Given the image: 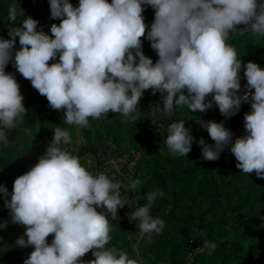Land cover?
<instances>
[{"label":"clouds","instance_id":"9594fccd","mask_svg":"<svg viewBox=\"0 0 264 264\" xmlns=\"http://www.w3.org/2000/svg\"><path fill=\"white\" fill-rule=\"evenodd\" d=\"M144 5L155 10L146 36ZM49 6L50 18L60 20L51 24V36L37 30L38 21L27 16L20 26L9 27L8 39L0 37V145L8 142L6 130L15 129L27 114L20 85L5 70L14 61L17 72L53 109H64L68 125L88 127L89 117L106 118L110 112L120 113L122 122L136 121L138 102L147 89L162 94L163 108L155 109L168 114L185 106L204 112L215 103L227 118L251 98L244 135L233 141L223 121H201L214 143L200 138L199 144L205 160L218 159L230 145L241 172L255 171L264 178V68L243 63L228 43L233 33L264 37V0H78V6L70 0H49ZM22 11L13 0L9 21ZM142 36L156 51L155 63L142 51ZM17 38L20 47L14 49ZM57 54L58 62L49 64ZM242 66L247 83L238 94ZM167 133L169 151L184 157L194 139L184 119L173 120ZM69 143L70 132L56 127L46 152L15 178L11 193L0 185L12 222L26 226L16 245L34 246L23 264H143L142 258H130L123 249L106 247L112 225L99 209L115 220L118 209L129 203L121 198V181L104 172L94 174L78 155L62 147ZM140 183L132 180L130 187L135 190ZM156 195L147 194L148 203L130 213L141 233L164 229L165 222L150 214ZM49 234H54L50 243ZM205 247L214 250L216 245L205 241ZM90 250L95 259H78Z\"/></svg>","mask_w":264,"mask_h":264},{"label":"trees","instance_id":"16d2710c","mask_svg":"<svg viewBox=\"0 0 264 264\" xmlns=\"http://www.w3.org/2000/svg\"><path fill=\"white\" fill-rule=\"evenodd\" d=\"M12 2L0 0V37L8 39L9 27L20 26V21L27 16L38 21L37 30L42 28L52 35L50 29L42 25L38 6L31 0H15L18 12L23 10L22 15L14 22L9 21L8 7ZM70 3L78 6V0H70ZM46 5L50 9L49 0ZM143 7L142 15L148 25L146 36L154 22L155 10L151 6ZM145 36L140 38L142 51L155 63L158 56ZM228 43L237 49L243 63L252 61L264 68V37L248 31L243 35L233 33ZM19 47L17 38L14 49ZM58 60L59 54L48 63ZM5 70L14 74L27 109L18 126L6 130L7 144L0 145V185H5L9 194L15 178L38 162L53 139L55 128L62 127L72 136V143L62 147L78 155L90 171L87 157L105 147H114L116 154H129L131 158L132 150L141 151L133 167L132 179L126 181L125 191L134 193L132 212L148 203L147 194H157L150 205V214L165 222L164 229L158 234L144 233L140 240L129 232L132 220L125 205L118 209L115 220L106 209H99L112 225L111 240L106 247L123 249L130 258H142L143 264H264V178L257 177L255 171L251 174L241 172L230 145L225 146L218 159L205 160L199 144L200 138L208 144L214 143L201 121H223L233 141L244 135V114L251 110V98L241 102L240 110L227 118L215 103L204 112L189 111L185 106L168 114L155 109L157 105L163 108L162 94L159 91L153 94L147 89L138 102L140 111L136 121L122 122L120 113L110 112L106 118L89 117V126L82 127L66 124L64 109H53L46 96L17 72L14 61H10ZM239 75L241 89L238 94H242L247 83L243 66ZM208 99L211 100V95ZM179 119H184L185 127L194 138L191 150L184 157L171 153L165 143L168 125ZM154 120L164 124L163 135L157 129H150ZM135 179L141 183L133 190L130 182ZM6 198L10 199V195ZM5 222L6 226L0 227V264H23L34 246L16 245L15 241L26 231V226L12 222L4 194L0 193V223ZM7 229L10 230L6 232ZM53 235L46 238L49 243ZM205 241L215 243V249L205 247ZM135 242L137 245L133 247ZM78 259L87 262L95 257L90 250Z\"/></svg>","mask_w":264,"mask_h":264},{"label":"built area","instance_id":"2783aa9c","mask_svg":"<svg viewBox=\"0 0 264 264\" xmlns=\"http://www.w3.org/2000/svg\"><path fill=\"white\" fill-rule=\"evenodd\" d=\"M31 1L35 3L37 6H39L38 4H40L41 7H43V5H46L47 0H31ZM156 122L159 123L158 121ZM159 124H161V128H164V130L160 133V135H163V132H165L166 128L165 126H163L164 124L162 123ZM153 125L155 126V128ZM150 129L152 131H154L155 129L158 130V126L155 125V123L153 122ZM131 153H132V158L129 156V154H123L122 156H120L114 152V147L112 148L105 147L99 150L98 152H96L95 154L88 156L86 159L89 168L94 174L99 172H106L108 173L110 179L121 181L120 194L123 201L128 199V194L125 191L126 181L128 179H132L134 173L133 167L135 165V162L140 158L141 151L132 150ZM129 232L132 233L131 230Z\"/></svg>","mask_w":264,"mask_h":264},{"label":"rangeland","instance_id":"374dc122","mask_svg":"<svg viewBox=\"0 0 264 264\" xmlns=\"http://www.w3.org/2000/svg\"><path fill=\"white\" fill-rule=\"evenodd\" d=\"M38 9H39V14H40V18H41V22H42V25L48 29H50V26L51 24L55 23V24H59V20L56 18V19H51L50 18V9L48 6L46 5H43V7H41L40 4H38ZM157 120V119H156ZM155 123V125L158 126V130H160L159 132L161 133L164 128H161V124L157 123L156 121H153ZM135 151H139V150H135ZM128 194V199H126L124 202L127 203L129 201V203L125 204V211L126 213L128 214V216H130V213L132 212V207H131V204H132V201L134 200V193L133 191H131V193L127 192ZM20 229V228H19ZM10 229H7V231H9ZM132 231V235L133 237L137 238L138 240H140L143 236H144V233H141L137 227V221L135 219H132L130 225H129V231ZM21 231H23V229H21ZM137 242V240H136ZM134 243L133 244V247H135L137 245V243Z\"/></svg>","mask_w":264,"mask_h":264}]
</instances>
